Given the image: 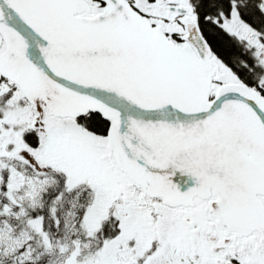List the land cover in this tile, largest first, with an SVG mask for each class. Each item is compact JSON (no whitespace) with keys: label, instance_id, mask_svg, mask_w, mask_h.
Wrapping results in <instances>:
<instances>
[{"label":"snow or ice","instance_id":"6c2138e0","mask_svg":"<svg viewBox=\"0 0 264 264\" xmlns=\"http://www.w3.org/2000/svg\"><path fill=\"white\" fill-rule=\"evenodd\" d=\"M0 264H264V0H0Z\"/></svg>","mask_w":264,"mask_h":264}]
</instances>
